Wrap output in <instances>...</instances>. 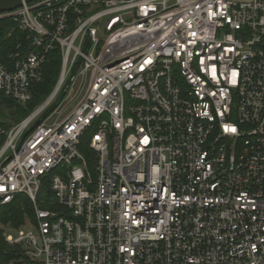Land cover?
I'll list each match as a JSON object with an SVG mask.
<instances>
[{"label": "built area", "instance_id": "1", "mask_svg": "<svg viewBox=\"0 0 264 264\" xmlns=\"http://www.w3.org/2000/svg\"><path fill=\"white\" fill-rule=\"evenodd\" d=\"M3 20L24 37L0 99L26 106L62 65L0 128V207L33 209L0 227L2 264H264V0H37Z\"/></svg>", "mask_w": 264, "mask_h": 264}, {"label": "trees", "instance_id": "2", "mask_svg": "<svg viewBox=\"0 0 264 264\" xmlns=\"http://www.w3.org/2000/svg\"><path fill=\"white\" fill-rule=\"evenodd\" d=\"M24 35L16 30V25L11 20L0 21V56L7 59L8 56L16 51V46L19 41L23 40ZM62 65V57L59 49L50 53L47 62L43 66V81L36 84L33 89V100L26 106L19 105L8 99H0V104L4 105L9 110V116L15 123H19L29 116L28 110H34L37 105L44 102L52 93L60 72ZM6 109L0 106V120L7 116ZM11 123L2 120L0 128L10 129ZM5 136L0 137V147L4 144ZM87 138L84 139L81 150L87 156L90 164L94 163V153L89 149ZM48 191L47 185L43 189ZM26 216L33 218V209L31 200L25 195H19L15 201L7 206L0 207V227L12 224L19 227L25 224ZM6 245L2 238V231L0 229V251L4 250ZM9 257L0 254V264L9 260Z\"/></svg>", "mask_w": 264, "mask_h": 264}, {"label": "rangeland", "instance_id": "3", "mask_svg": "<svg viewBox=\"0 0 264 264\" xmlns=\"http://www.w3.org/2000/svg\"><path fill=\"white\" fill-rule=\"evenodd\" d=\"M60 73H61V72H60ZM59 77H60V75H59ZM58 80H59V78H58ZM57 83H58V81H57ZM57 83H56L54 89L56 88ZM54 89H53V90H54ZM52 92H53V91H52ZM51 94H52V93H51ZM51 94H50V95H51ZM50 95H49V96H50ZM72 97H74V95H72ZM42 103H43V102H42ZM42 103L38 104V105H37V108H38ZM73 104H74V101L72 100V98H69L68 100H66V101L64 102L63 108L59 109L58 112L54 113L53 115H51V112H48L47 114H45V116H44L45 118L42 116V117H40L38 120L44 118V119H47V121H48L49 123L59 121V120H61V119L64 117V115L67 114L68 109H70V106L73 105ZM0 106H1L2 108L6 109L5 112L7 113V116H6V117H3L2 120H5V122H10V123H11V126H13V125H15V124H18V123H15V122L11 119V117L8 115V114H9V110H8L4 105H2V104H0ZM37 108H35L34 110H32V109H31V110H28V114L31 115V114H32ZM25 119H26V118H25ZM2 120H0V122H1ZM38 120H37V121H38ZM22 121H23V120H22ZM22 121H21V122H22ZM37 121H36L34 124H36ZM19 123H20V122H19ZM89 139H90V136L87 137V141H89ZM6 230H7V229H6ZM6 232L9 233V234H14V232H13L12 230H10V229H8Z\"/></svg>", "mask_w": 264, "mask_h": 264}, {"label": "water", "instance_id": "4", "mask_svg": "<svg viewBox=\"0 0 264 264\" xmlns=\"http://www.w3.org/2000/svg\"><path fill=\"white\" fill-rule=\"evenodd\" d=\"M37 0H0V14L8 13L20 8L24 3H32Z\"/></svg>", "mask_w": 264, "mask_h": 264}]
</instances>
